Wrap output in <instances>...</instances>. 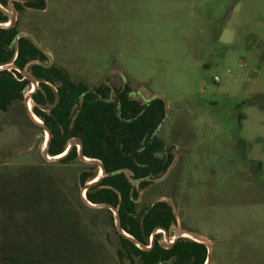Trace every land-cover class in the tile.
<instances>
[{"label": "rangeland", "instance_id": "rangeland-1", "mask_svg": "<svg viewBox=\"0 0 264 264\" xmlns=\"http://www.w3.org/2000/svg\"><path fill=\"white\" fill-rule=\"evenodd\" d=\"M18 18L73 81L168 100L179 160L138 211L165 195L212 264H264V0H46ZM45 140L24 100L0 111V264H142L80 199L86 165L46 162Z\"/></svg>", "mask_w": 264, "mask_h": 264}, {"label": "trees", "instance_id": "trees-1", "mask_svg": "<svg viewBox=\"0 0 264 264\" xmlns=\"http://www.w3.org/2000/svg\"><path fill=\"white\" fill-rule=\"evenodd\" d=\"M10 0H0V4L9 9ZM19 12L26 9L41 11L46 8V0H14ZM8 18L0 11V23ZM34 62V64H32ZM14 63L28 71L39 82L38 91L32 96L35 114L49 127L52 139L50 156L61 155L71 139L83 140V152L87 158L98 159L106 168V177L95 187L87 191V199L94 204L118 206L119 191L123 197L120 216L123 229L143 244L149 245L152 232L156 228L170 230L177 218L171 205L161 201L138 211L139 192L132 180L159 178L165 174L172 163L160 154L165 151V141L160 137L148 146L150 138L166 118L162 100L144 104L132 99L128 92L120 98V108L110 102L112 88L108 85L96 87V92L75 82L69 73L53 65L48 67V55L36 41L22 34L19 22L10 29H0V66ZM31 84L16 70L0 72V111L7 112L17 100H24V91ZM143 150V151H142ZM137 155L136 162L133 157ZM78 160L75 147L60 164H70ZM79 174L81 186L97 178L99 168L85 164ZM129 169L133 175L129 178L120 170ZM148 181L140 183V189L148 187ZM112 214L111 211L108 210ZM161 235H157L156 244L149 252H144L133 243L120 236L119 255L138 259L142 264H204L207 260V248L188 238L180 239L172 248L165 249L159 244Z\"/></svg>", "mask_w": 264, "mask_h": 264}, {"label": "water", "instance_id": "water-1", "mask_svg": "<svg viewBox=\"0 0 264 264\" xmlns=\"http://www.w3.org/2000/svg\"><path fill=\"white\" fill-rule=\"evenodd\" d=\"M13 2H14V0H10V2H9V8L11 10L3 7L0 4V11L5 16H7V18H8V22H7L8 24L7 23H0V29H10V28L15 27L17 25V22H18V11H17L16 7L14 6ZM26 35L27 36H31L29 34H26ZM36 43H37V41H36ZM48 57H49V60H50V64H49L48 67H51L54 64L53 63V59L49 55H48ZM32 64H34V62H32ZM12 70L18 71L24 77V79L28 80L30 82V84H31V90L30 91H27V90L24 91V104L26 106V109H27L28 116H29L30 120L36 126L41 128L44 131V134L46 136V142L43 143L42 150H41L42 158L48 163H57V162H60V161L64 160L65 158H67L70 155V153L73 151V149L75 147H77L78 148V160L80 162H82L84 164L94 165V166H97L99 168L100 173L98 175V178L96 180H93V181H90V182L86 183L80 189L81 200L83 201V203L86 206H88L89 208H92V209H106V210L111 211L112 214L114 215L115 227H116V231L118 232V234L120 236L124 237L125 239L129 240L137 248H139L140 250H142L144 252H149V251H151L153 249V247L156 244L157 233L162 231L164 233V236H165L164 240L162 242H160V246L162 248L170 249L178 242V240L180 238H188V239H191V240H193V241H195L197 243H200V244L204 245L207 248L208 255H207V260H206V262L204 264H212V261H213V249H214L213 242L210 239H208L207 237H204V236H201V235H197V234H195V233H193L191 231H188L186 229L179 228L177 230V232L175 233L174 238H170L169 231L167 229L160 228V227L156 228L152 232L150 245L143 244L138 239H136L132 235H130L127 232H125V230L123 229V226H122L121 216H120V208H121L122 203H123V197H122V194L119 191L116 190V192L118 194V197H119V203H118V206H116V207L113 206V205H109V204H94V203L90 202L87 199V195H86L87 191L90 190L92 187H95L96 185H98L106 177L107 173H106L105 165L103 164L102 161H100L98 159L87 158L84 155V152H83V146H84L83 145V140L81 138H79V137L71 139L69 141V143H68L67 149L61 155L50 156L49 147H50V143H51V139H52L51 130L44 123V121H42L35 114L34 108H35L36 105L33 104L32 108L31 109L29 108V102L32 101V96L39 89V82L28 71L27 67L25 69H21L17 65H15L14 63L0 66V72L12 71ZM91 91H94V90H91ZM155 100H162L164 102L166 118L160 124L158 129L154 132V134L150 138L148 146L159 135L160 131L162 130L163 126L165 125V123H166V121H167V119L169 117V102H168V100L162 95H155L149 100V103H152ZM110 102L113 103L118 108H120L119 94H114L113 95V100H111ZM136 158H137V155H135L133 157V161L134 162H136ZM118 173H123L128 178L133 175L132 171L129 170V169L120 170ZM130 180L133 183L134 187L138 188L140 181L139 180H132V179H130ZM168 200H169V202L172 203V201L170 199H168ZM172 206H173V208L175 210V207H174L173 203H172Z\"/></svg>", "mask_w": 264, "mask_h": 264}, {"label": "flooded vegetation", "instance_id": "flooded-vegetation-1", "mask_svg": "<svg viewBox=\"0 0 264 264\" xmlns=\"http://www.w3.org/2000/svg\"><path fill=\"white\" fill-rule=\"evenodd\" d=\"M18 11V10H17ZM19 12V11H18ZM18 22H19V18H18ZM17 22V23H18ZM8 24V23H7ZM22 34H24V35H26V33H22ZM27 36V35H26ZM30 37H32V36H30ZM54 65V64H53ZM31 73V72H30ZM31 90V87H30V89H29V91ZM91 90H94V91H91ZM89 92H96V90H95V88H90V90H89ZM123 92H125V88H124V90L122 91V92H114V90H112V93H111V99H110V101L111 100H113V95L114 94H119V102H120V98H121V95H122V93ZM151 104V103H149V100L146 102V103H144V104ZM42 130V129H41ZM43 131V130H42ZM160 133H161V131H160ZM160 133H159V135L157 136V137H160L161 139H162V137L160 136ZM43 135H44V131H43ZM156 137V138H157ZM76 138V137H75ZM46 141V140H45ZM165 141V140H164ZM77 148V147H76ZM178 150H179V147L178 146H176V145H174V144H168L166 141H165V151L163 152V154H160V157L161 158H164V157H166V160H169L170 158H172V163H171V165H170V167L168 168V170H167V172L165 173V174H163L162 176H160L159 178H152V179H143L142 181H148L149 183H150V185L148 186V187H146V188H144V189H140V183L142 182V181H140V183H139V186H138V188L137 187H135L136 189H137V191L139 192V197H138V200H136V203L140 206V204H141V201H142V197H143V195H145L146 194V191L147 190H151V188H153V186H154V184H157V183H160L163 179H166V177H168V175L169 174H171L172 173V171H173V169L176 167V163L178 162V158H177V156H179V154H177L178 153ZM77 151H78V148H77ZM143 151V150H142ZM79 161V160H78ZM57 163H59V162H57ZM99 173H100V170H99ZM99 173H98V175H99ZM97 178H98V176H97ZM96 178V179H97ZM95 179V180H96ZM82 187V186H81ZM145 191V192H144ZM159 200L158 201H156V202H154V203H150V205L148 206V207H150V206H152V205H154L155 203H158V202H161V201H165V202H168L170 205H171V202H169V198L168 197H166L165 195H159L158 197H157ZM80 199H81V197H80ZM83 202V201H82ZM85 205V204H84ZM88 207V206H87ZM172 207V206H171ZM139 208V207H138ZM147 208V207H146ZM173 209V208H172ZM174 211V210H173ZM176 218H177V216H176ZM179 228H183V226L181 225V223L178 221V219H177V222H176V224L175 225H173L172 227H171V229L170 230H168L169 231V236H170V238H174V236H175V233L177 232V230L179 229ZM184 229V228H183ZM174 230H175V232H174ZM161 235L162 237H161V240L159 241V244H160V242H162L163 240H162V238H163V235H164V233L162 232V231H160V232H158L157 233V235ZM164 238H165V236H164ZM180 239H182V238H180ZM179 239V240H180ZM156 240H157V236H156ZM178 240V241H179ZM150 242H151V237H150V240H149V245H150Z\"/></svg>", "mask_w": 264, "mask_h": 264}, {"label": "bare ground", "instance_id": "bare-ground-1", "mask_svg": "<svg viewBox=\"0 0 264 264\" xmlns=\"http://www.w3.org/2000/svg\"><path fill=\"white\" fill-rule=\"evenodd\" d=\"M33 106L32 101L29 102V108L31 109ZM46 142V141H45Z\"/></svg>", "mask_w": 264, "mask_h": 264}, {"label": "built area", "instance_id": "built-area-1", "mask_svg": "<svg viewBox=\"0 0 264 264\" xmlns=\"http://www.w3.org/2000/svg\"><path fill=\"white\" fill-rule=\"evenodd\" d=\"M215 81L218 82L219 81L218 78H215Z\"/></svg>", "mask_w": 264, "mask_h": 264}, {"label": "crops", "instance_id": "crops-1", "mask_svg": "<svg viewBox=\"0 0 264 264\" xmlns=\"http://www.w3.org/2000/svg\"><path fill=\"white\" fill-rule=\"evenodd\" d=\"M23 33V32H22Z\"/></svg>", "mask_w": 264, "mask_h": 264}]
</instances>
